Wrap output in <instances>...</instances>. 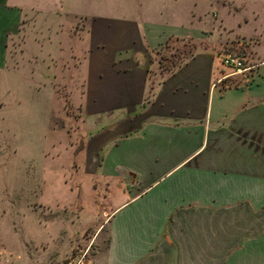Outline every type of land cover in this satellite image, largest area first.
Listing matches in <instances>:
<instances>
[{
  "label": "crops",
  "instance_id": "1",
  "mask_svg": "<svg viewBox=\"0 0 264 264\" xmlns=\"http://www.w3.org/2000/svg\"><path fill=\"white\" fill-rule=\"evenodd\" d=\"M203 35L254 74L212 49L159 67ZM63 84L86 134L63 149L109 210L100 264H264V0H0V100ZM72 173L50 188L76 195Z\"/></svg>",
  "mask_w": 264,
  "mask_h": 264
},
{
  "label": "rangeland",
  "instance_id": "2",
  "mask_svg": "<svg viewBox=\"0 0 264 264\" xmlns=\"http://www.w3.org/2000/svg\"><path fill=\"white\" fill-rule=\"evenodd\" d=\"M217 38L171 39L155 58L162 68L197 50L212 49L218 61L222 54H232L251 63V49L240 44L239 38ZM58 88L59 98L29 89L18 90V98L0 100V264L102 261L109 210L102 191H91L80 176L79 157L74 155L72 162L63 149L67 144L77 153L86 134L74 109L76 100L66 96L64 84ZM55 149L57 157L53 156ZM70 166L72 187L78 192L75 195L74 190L58 185L55 193L50 188L52 178L72 171ZM55 199L65 203L54 204Z\"/></svg>",
  "mask_w": 264,
  "mask_h": 264
},
{
  "label": "built area",
  "instance_id": "3",
  "mask_svg": "<svg viewBox=\"0 0 264 264\" xmlns=\"http://www.w3.org/2000/svg\"><path fill=\"white\" fill-rule=\"evenodd\" d=\"M243 57L232 54H222L219 58V62L222 66L230 68L233 74H247L251 76L254 74L255 66L252 63L245 64Z\"/></svg>",
  "mask_w": 264,
  "mask_h": 264
}]
</instances>
